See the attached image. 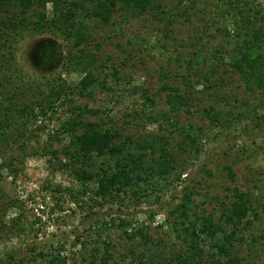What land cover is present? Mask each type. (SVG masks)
Segmentation results:
<instances>
[{
	"label": "trees",
	"instance_id": "16d2710c",
	"mask_svg": "<svg viewBox=\"0 0 264 264\" xmlns=\"http://www.w3.org/2000/svg\"><path fill=\"white\" fill-rule=\"evenodd\" d=\"M174 1L180 6L170 11L161 0H0V70L10 72L15 68L14 46L22 35L33 30L40 34L51 32L58 37L63 36L64 41H71L72 48H77L79 52L76 54L70 48L68 55L63 56L61 43L48 38L38 42L41 60L59 62L63 59L64 70L83 74L77 84L63 79L62 73L56 78L44 75L46 80L41 83L45 88L38 87L37 93L21 87L10 92L2 87L5 85L0 80V179L4 169L15 177L22 170L15 162V159L18 160L16 156H5L10 144H18L22 139L19 148L24 149L30 124L39 118L44 122L50 113L58 112L62 107L70 114L49 136L51 142L57 140L61 146L51 148L49 152L60 163L61 169H68L82 183L83 193L61 186H44L54 198L60 194L58 198L62 199V193L68 192L72 200L79 203V194H87L89 185H94L91 189L93 197H90L94 208L118 200L123 202L126 197H135L136 203H140L155 191L154 188L161 183L160 179L167 180L172 175L174 182L181 184L184 181V169H177V154L178 151L183 154L189 152V147L199 151L195 145L202 136L197 137L190 131L195 126L189 124L184 127L181 140L167 134L142 133L140 130L156 122H166L179 130L178 113L187 104L186 100L193 98V94L181 93V85H175L169 91L166 98L168 112L160 113L155 111L156 104L148 90L134 87L129 93L141 91L140 109L124 112L122 120L111 116L110 109L106 107L90 108L87 103H76V96H92L102 90L114 93L117 89L107 86L106 80L110 74L119 78V70L113 68L115 66L111 67L110 74L105 71L107 65L98 50H88L86 45L79 47L90 42L87 22L95 20L102 26L121 29L118 18L129 21L145 14L158 17L162 23L160 32L164 34L166 31L174 34V25L179 23L187 25L191 32L186 34L192 44L203 46L201 34L210 28L222 35L224 43L214 50L203 52L196 49L183 57L187 74L198 75L202 82L208 81L215 87L217 81H211V76L220 75V65H224L228 71L237 74L247 88L257 87L264 92V6L256 0H201L217 9L215 18L221 15L220 21L226 20L219 26L216 19L202 20L204 26L201 27L195 21L198 13L191 11L200 0ZM48 5L51 6L50 11ZM200 27L201 30H198ZM196 31L198 37L192 34ZM171 38L175 39V36ZM227 44L232 47L228 48ZM99 46L97 43L96 49ZM101 72H104V77ZM183 79L186 91V87L191 88L193 83L186 77ZM169 87L164 85V89L169 90ZM204 112L213 124L221 121V114L215 108ZM92 116L101 117L91 119ZM104 117H108V121ZM226 168L234 177L233 169L230 166ZM189 189V186L184 187L181 201L169 210L162 223L157 224L159 228L168 226L167 235L174 237L172 242L166 244L164 239L155 238L152 223L130 229L131 223L127 219L121 220L120 227L130 244L126 254L123 252L117 257L112 241L102 238V230L115 224V219H112L111 223H97L89 234L91 238L94 234L99 239V245L91 251L86 238L79 235L74 245L80 248L77 254L83 261L90 260L92 264H253L240 263L237 255L238 241L245 242L243 228L254 221L248 217L258 218V210L249 192L235 187L228 202H222L221 213L217 214L206 209L201 213L196 211L195 191ZM25 201L18 197L11 199L9 206L17 207L19 214L12 220L13 226L4 225L0 229L19 235L27 231ZM58 209L63 211L61 205ZM42 212L45 210L42 209ZM139 236L140 240L135 241ZM39 255L43 258L39 264H86L72 260L62 249L51 254L41 251ZM33 260L34 263L25 264H38L36 255Z\"/></svg>",
	"mask_w": 264,
	"mask_h": 264
},
{
	"label": "rangeland",
	"instance_id": "374dc122",
	"mask_svg": "<svg viewBox=\"0 0 264 264\" xmlns=\"http://www.w3.org/2000/svg\"><path fill=\"white\" fill-rule=\"evenodd\" d=\"M161 1L170 11H173L171 8L180 6L174 0ZM256 1L264 6V0ZM188 5L192 7L189 3ZM47 8L50 11L51 6L48 5ZM191 11L198 13L195 21L201 27L204 26L202 20L216 19L217 26L226 21H220L221 15L215 18L217 9L213 8V4L201 0ZM118 20L121 29L102 26L95 20L87 22L90 26V42L79 46L86 45L88 50H98L100 58L107 65L105 71L109 74L113 66L119 70V78L110 74L106 80L107 86L112 85L117 90L114 93L102 90L96 91V95L92 96H76V103H87L90 108L106 107L110 109L111 116L122 120L124 112L140 109L141 91L129 93L134 87L147 89L156 104L155 111L160 113L168 112L166 98L169 91L175 85H181V93L193 94V98L186 100L188 105H184L178 113L179 130L166 122L150 123L140 130L142 133L167 134L181 140L183 128L193 124L195 129L190 130L191 133L197 137L202 136L195 145L199 151L196 152L190 147L187 153L178 151L177 169H184V181L181 184L174 182L171 175L167 180L160 179L161 183L154 188L155 191L140 203H136L135 197H126L123 202L118 200L94 208L90 198L93 197L91 189L94 185H89L87 194H79V203L72 200L68 192L62 193L63 198L59 199L60 194H56L54 198L51 191L44 188L46 185L61 186L83 193L82 183L68 169H61L60 163L49 152L51 148L61 146L57 140L51 142L49 136L54 134L59 124L68 117L69 110L61 107L58 112L50 113L44 122L39 118L28 128L24 149L19 148L22 139L18 144H10L6 149L5 156H16L18 160L15 159V162L22 170L16 177L7 169L2 170L0 227L13 226L12 220L19 214V210L9 205L11 199L17 197L26 200L24 213L29 226L22 235L0 229V264L34 263V255L37 256L39 264L43 259L39 255L41 251L51 254L59 249L72 260L76 259V262L92 264L90 260L83 261L77 254L80 248L74 246L75 240L79 235L86 238L88 249L91 251L99 245V239L94 234L91 238L89 234L97 223H111L112 219H115V224L102 230V238L112 241L117 257L125 253L130 244L123 234V228L120 227L121 220L127 219L132 225L130 229L152 223L154 237L162 238L168 244L174 240V237L167 235L168 226L159 228L157 224L162 223L169 210L181 201L186 186L195 191L194 206L200 213L206 209L208 212L220 214L222 202H228V197L235 187L249 192L253 205L258 210V218L252 215L248 217L254 221L252 225L247 224L243 228L245 242L238 241L237 255L240 263L264 264V92L257 87L247 88L239 76L228 71L224 65H220V75L211 76V81H217L215 87L208 81L202 82L198 75L187 74L183 58L186 54L196 49L211 51L222 44V35L213 28L201 34V46L188 40L186 32L191 30L183 23L174 25V34L168 31L164 34L160 32L162 23L158 17L151 14L131 18L129 21H122L120 18ZM201 27L198 30H201ZM192 34L199 36L197 31ZM172 36H175V39H172ZM48 38L61 43L63 56L68 55L70 48L74 53H79L77 48H72L74 46L71 41H64L63 36L58 37L51 32L40 34L32 30L22 35L14 46L15 68L10 72L0 70V80L5 85L3 88L14 92L15 88L21 87L37 93L38 87L45 88L41 83L46 80L45 76L56 78L60 73L69 83L77 84L80 81L83 74L64 70L63 59L59 62L40 59L38 42ZM97 43L100 44L99 49H96ZM227 46L232 47L230 44ZM101 74L104 77V72ZM185 77L193 83L191 88L186 87V91L183 89ZM166 84L170 86L169 90L164 89ZM212 108L221 114L222 125L220 122L213 124L206 116L207 112L204 111H210ZM100 117L92 116L91 119ZM104 119L108 121L109 118ZM227 166L233 169L234 177L230 176ZM57 199L63 211L58 209ZM42 209L45 212H42ZM138 240L140 236L135 241ZM138 248L137 246L136 249Z\"/></svg>",
	"mask_w": 264,
	"mask_h": 264
}]
</instances>
